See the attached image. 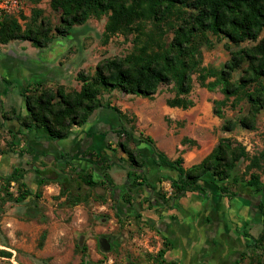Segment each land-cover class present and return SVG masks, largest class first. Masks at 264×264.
I'll list each match as a JSON object with an SVG mask.
<instances>
[{
    "label": "rangeland",
    "instance_id": "1",
    "mask_svg": "<svg viewBox=\"0 0 264 264\" xmlns=\"http://www.w3.org/2000/svg\"><path fill=\"white\" fill-rule=\"evenodd\" d=\"M36 9L52 26L60 21L51 0H24V10L16 16L26 26ZM110 14L90 17L45 48L27 41L18 52L25 40L0 43V156L10 162L4 167L0 160V264H259L264 260V247L256 240L264 226L257 200L225 196L216 212L207 203L188 209L190 205L187 200L182 203V197L170 209L174 200L166 204L163 200L172 195L171 181L178 172L158 164L157 149L170 158L183 156L189 167L201 159L192 151L196 146L209 149L212 140L230 137L246 147L250 158H257L259 165L250 171L259 172L264 182V108L256 113L253 126L240 122L247 115L252 119L248 92L256 83L227 94L218 81L233 53L255 45L264 31L256 42L238 44L211 31L201 34L198 41L205 68L193 72L192 88L185 95L193 105L172 106L178 108L177 113L167 111L168 100L177 95L174 81L161 84L152 97L118 89L103 91L102 107L112 109L109 103L118 106L130 134L120 135L121 129L110 131L109 136L117 138L115 147L112 142L90 155L59 156L56 151L65 139L46 143L44 135L38 134L32 141L40 142L38 149L43 154H36L23 143L26 139L19 142L22 132L17 130V120L3 118V112L12 114L13 109L27 114L22 93L28 87L63 84L67 90H79L80 70L93 75L104 59L132 53L134 34H105ZM167 29L161 35L166 42L172 38ZM32 63L37 66L32 68L43 71V78L29 77ZM18 65L22 69L17 71ZM247 67L248 61H244L231 73L232 83L240 80ZM124 103L130 107L126 111ZM229 120L232 130L225 128ZM125 139L140 153L142 164H133L123 151L119 140ZM162 142L169 143V148L164 150L159 145ZM13 153L31 163L14 177ZM90 157L98 163L88 161ZM250 158L240 162L242 171ZM36 167L54 169V176L41 179ZM209 185L220 193L215 183ZM24 189L31 194L18 201ZM259 199L264 201V195ZM103 237L109 239L110 250L104 249Z\"/></svg>",
    "mask_w": 264,
    "mask_h": 264
},
{
    "label": "trees",
    "instance_id": "2",
    "mask_svg": "<svg viewBox=\"0 0 264 264\" xmlns=\"http://www.w3.org/2000/svg\"><path fill=\"white\" fill-rule=\"evenodd\" d=\"M51 6L60 13V21L55 26L49 18L41 15L40 9L33 11L31 23L26 26L16 15H3L0 18V43L29 40L35 46L45 48L55 37L70 35L75 25L107 12H111L105 29L107 36L115 33L135 35L132 53L104 59L97 64L93 75L80 70L78 80L82 84L79 90H67L63 84L54 88L37 83L36 87H28L22 93L26 115L16 109L12 114L2 113L3 118L16 119L24 128H45L53 139L69 137L73 126L85 124L97 108L104 106L103 91L118 89L126 94L152 97L161 84L174 81L177 95L169 99L168 104L183 108L192 106L193 101L185 95L192 88L193 72H202L205 68L201 66L199 36L211 31L238 44L250 40L256 42L264 31V0H51ZM165 27L172 32L168 42L161 36ZM244 61H248L245 73L238 82L232 83L231 73ZM205 79V76L201 77V82L204 83ZM218 81L227 94L256 83V87L248 92L252 119L247 115L240 121L245 126H253L256 113L264 108V37L255 45L234 52L220 70ZM108 106L123 119L124 113L118 106L110 103ZM225 128L232 130L233 123L229 120ZM119 129L120 135L129 134L126 126ZM119 145L133 164H142L140 153L130 146L128 139L119 140ZM249 158L246 147L230 137L220 138L208 155L190 167L184 165L183 156L172 159L157 149L158 164L178 172V177L171 181L172 195L163 202L174 200L175 203L168 207L175 208L188 192L208 191L206 184L215 183L221 196L256 199L264 226V201L258 200L264 195V182L259 172L250 171L259 162L252 157L245 171L240 168V162ZM88 161L98 163L91 157ZM29 166L27 163L16 167L11 176ZM34 170L41 179L55 173L51 168L36 167ZM30 194L31 191L24 189L17 200L21 201ZM256 242L264 247V230ZM259 264H264V260Z\"/></svg>",
    "mask_w": 264,
    "mask_h": 264
},
{
    "label": "crops",
    "instance_id": "3",
    "mask_svg": "<svg viewBox=\"0 0 264 264\" xmlns=\"http://www.w3.org/2000/svg\"><path fill=\"white\" fill-rule=\"evenodd\" d=\"M27 41L30 42L29 40H25L22 42V44L20 45V49H18V52H22L24 50V47H22V46H26ZM28 44H29L28 48L29 47L32 48V45L30 43H28ZM26 57L31 58L28 55H26ZM34 66L37 67L34 63H32L30 69H33V70H28L29 77L30 78H33V77L38 78L40 76L41 78H43V76L45 75L43 73V71L38 70L37 68H32ZM17 68H18L17 71L20 70V68L22 69V67L19 68V65L17 66ZM12 71L13 70H11L10 72H12ZM12 73L15 74V70ZM20 74L22 75V74H24V72L21 70ZM36 81H41V79L40 80H34L32 82H36ZM127 106H128V104L124 103L122 109L126 111V108H130ZM104 109L105 108L102 106L97 108L92 113L89 120L85 124H83L81 126H73V128L71 130V134L69 135V137L62 138V139H65L64 143L60 146L58 145L59 148L56 152H58L60 154L59 156H61V154H64V155H71L72 157H75V156L79 157V156H84L85 153L90 155L92 153L99 152V150H101V149L106 148L107 144L112 143V142L114 143V141L117 138H113V137L109 136V132L115 131L116 129H119L121 126H123V125L125 126V124H123L124 123L123 119L113 109H108L110 111H108L107 109H105L106 111H102ZM167 111L171 112V113H177L178 108L168 106ZM8 120H14V119H8ZM199 122H201V121H199ZM17 123H18L17 130H21V132H22L20 134L21 136L19 137V142L26 139L27 142L23 141V143L25 145H28L29 147L32 146L31 149H34L35 152L37 151L36 154H39L41 152V150L38 149V146H40V142H36V141H32V140L33 139L36 140L37 139L36 136L38 134L44 135L43 139L46 143L53 142V140H52L53 138L49 137V132L45 128L41 127L39 129H28V128L22 127L20 125V123L18 122V120H17ZM22 136H24V138H22ZM58 140H61V139H58ZM33 142H36V143L34 144ZM171 143L173 144V141H171ZM217 143H218V141L212 140L211 145H209V149H205L204 147L196 146L192 151L195 154H197L198 156H200V158H201L197 162H200L206 155H208L214 149V147L217 145ZM42 145H43V143H42ZM159 145L164 150H166L167 148H169L170 144L162 142ZM113 146L114 147L116 146L115 143ZM42 147H44V146H42ZM183 147H186V145H183ZM41 153L43 154V152H41ZM47 156L48 155H46V157ZM0 158H1L0 160H2L1 164H3L4 167H7V165L10 164L9 158L6 159L2 155L0 156ZM11 159H12V162H11L12 170H14L16 167L25 166V164L29 163L28 160L21 158L18 153H13ZM172 159H175V158H172ZM184 160H185V158H184ZM29 164L31 165V163H29ZM32 165L35 166L34 163ZM184 165H185V162H184ZM206 185L208 186L207 187L208 191L197 190V191H193V192H188L185 196H183V199L181 200V202L184 203L187 200V203L190 205L188 207V209H190L192 207L195 208L199 204L204 205L205 203H207V205H212L213 211L217 212V210L219 209L221 204L225 203V201H224L225 196H221L218 193V191L213 189L209 184H206ZM190 213L191 212H189L188 215H190Z\"/></svg>",
    "mask_w": 264,
    "mask_h": 264
},
{
    "label": "built area",
    "instance_id": "4",
    "mask_svg": "<svg viewBox=\"0 0 264 264\" xmlns=\"http://www.w3.org/2000/svg\"><path fill=\"white\" fill-rule=\"evenodd\" d=\"M23 10L24 0H0V18L5 14H19Z\"/></svg>",
    "mask_w": 264,
    "mask_h": 264
},
{
    "label": "water",
    "instance_id": "5",
    "mask_svg": "<svg viewBox=\"0 0 264 264\" xmlns=\"http://www.w3.org/2000/svg\"><path fill=\"white\" fill-rule=\"evenodd\" d=\"M102 242L105 250L111 249V243H109V239L107 237H103Z\"/></svg>",
    "mask_w": 264,
    "mask_h": 264
}]
</instances>
